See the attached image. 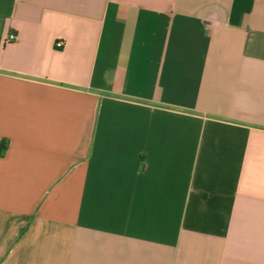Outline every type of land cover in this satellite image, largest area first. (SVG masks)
I'll return each mask as SVG.
<instances>
[{"label": "crops", "instance_id": "1", "mask_svg": "<svg viewBox=\"0 0 264 264\" xmlns=\"http://www.w3.org/2000/svg\"><path fill=\"white\" fill-rule=\"evenodd\" d=\"M0 142V264H264V0H0Z\"/></svg>", "mask_w": 264, "mask_h": 264}, {"label": "built area", "instance_id": "2", "mask_svg": "<svg viewBox=\"0 0 264 264\" xmlns=\"http://www.w3.org/2000/svg\"><path fill=\"white\" fill-rule=\"evenodd\" d=\"M17 39H18L17 33L10 32V33L7 34V36L5 38V42H14Z\"/></svg>", "mask_w": 264, "mask_h": 264}, {"label": "trees", "instance_id": "3", "mask_svg": "<svg viewBox=\"0 0 264 264\" xmlns=\"http://www.w3.org/2000/svg\"><path fill=\"white\" fill-rule=\"evenodd\" d=\"M5 149V144L3 142H0V151Z\"/></svg>", "mask_w": 264, "mask_h": 264}]
</instances>
